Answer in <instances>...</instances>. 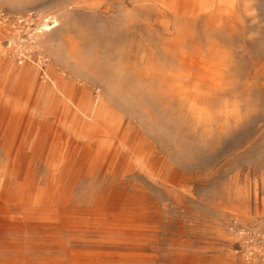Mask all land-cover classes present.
I'll return each mask as SVG.
<instances>
[{
    "label": "rangeland",
    "instance_id": "obj_1",
    "mask_svg": "<svg viewBox=\"0 0 264 264\" xmlns=\"http://www.w3.org/2000/svg\"><path fill=\"white\" fill-rule=\"evenodd\" d=\"M0 12V264H264V0Z\"/></svg>",
    "mask_w": 264,
    "mask_h": 264
},
{
    "label": "built area",
    "instance_id": "obj_2",
    "mask_svg": "<svg viewBox=\"0 0 264 264\" xmlns=\"http://www.w3.org/2000/svg\"><path fill=\"white\" fill-rule=\"evenodd\" d=\"M5 14L3 12H0V18H2V21L5 19ZM46 18L40 20L38 17L34 16V14H29L25 17L19 18L17 19V25L18 27L21 29H29V28H33L34 31L33 32H27L25 34V36L19 37L18 41H20V45H19V57L20 58H27L31 56V51L33 50V48L36 47L35 45V38L37 36V34L42 33L43 30V22ZM51 20V19H50ZM49 19L46 21V23H48ZM1 22V20H0ZM54 21H50V23H53ZM52 25V24H49ZM35 33H37L35 35ZM39 56V62H44L45 58L38 54ZM47 63V62H45Z\"/></svg>",
    "mask_w": 264,
    "mask_h": 264
},
{
    "label": "bare ground",
    "instance_id": "obj_3",
    "mask_svg": "<svg viewBox=\"0 0 264 264\" xmlns=\"http://www.w3.org/2000/svg\"><path fill=\"white\" fill-rule=\"evenodd\" d=\"M49 18H46V20L45 21H47ZM52 21H54V25L56 24L55 23V20L53 19ZM52 27H53V25H49V24H45V26H44V29L47 31V32H49L50 30H52ZM37 39V38H36ZM35 45L37 46L38 45V41H36L35 40ZM179 186V185H178Z\"/></svg>",
    "mask_w": 264,
    "mask_h": 264
}]
</instances>
